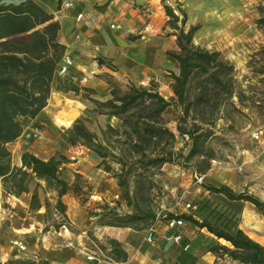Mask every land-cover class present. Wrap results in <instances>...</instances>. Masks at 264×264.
I'll list each match as a JSON object with an SVG mask.
<instances>
[{"label": "rangeland", "instance_id": "1", "mask_svg": "<svg viewBox=\"0 0 264 264\" xmlns=\"http://www.w3.org/2000/svg\"><path fill=\"white\" fill-rule=\"evenodd\" d=\"M161 2L163 9L170 6L178 16V28L185 32L192 27L197 28L193 36L195 46L218 53L221 60L233 67L236 90H242L246 99L239 102L233 97L230 102L234 107L222 105L218 109H207V104L198 105L197 109H191L186 123L180 120V109H167L163 118L166 127L175 136L171 147L173 161L156 167L148 166L144 170L135 162L139 157L126 160L125 169L132 171L126 178V191L130 198L127 202L118 180L114 178L115 174L119 177L122 170L116 159L108 157L102 164V160L91 150L80 145L70 146L63 141L65 132L72 128L75 121L81 120L87 130L97 136V141L118 158V148H124V139L109 138L107 127L120 129V121L97 115L95 105L93 109L82 105V100L90 98L91 91L80 90L77 95L57 92L54 83L46 111L33 120L28 119L27 124L21 121L28 150L21 152L20 162L24 153L35 154L44 161L55 158L61 162L59 178L70 187L60 198L65 214H61L57 207L55 190L31 173L25 180L27 192L16 196L12 193L15 190L11 188V183L4 185L0 181V264H51L46 260L45 253L69 264L74 263L77 257L86 261L89 252L101 257L105 264L111 262L108 259L120 261L121 253L117 250H122V245L119 243L120 246L116 247L111 243V240H116L109 237L106 228L118 231L129 229L141 234L156 221L157 216L169 218L185 214L188 212L186 204L200 194L203 183L215 186L231 184L235 187L227 186L236 193L248 192L264 201V184L261 183L264 174V23L261 24L264 20V0H207V3L194 7L197 12L203 8L206 10L205 16H196L195 25L189 23V11L184 2L175 1L171 5L166 0ZM181 14L186 16L184 27L181 26ZM163 18L169 27L170 19L165 10ZM170 30L166 37H175L176 49L167 51L166 57H169L168 52H178L175 36L178 31ZM68 56L72 65L65 75H59L62 79L69 78L67 74L73 66V59ZM171 60L177 67L176 73L164 69L146 84L129 83L120 90L124 92L135 86L154 88L160 95L166 90L171 91L172 76L179 74L177 63ZM171 94L165 99H171L172 91ZM199 95L197 85L192 83L187 93L188 100L194 102ZM178 126L187 131L198 127L196 135L204 137L209 132V137L202 139V146L206 154L207 151L213 153L215 160L210 161L204 174L197 172L205 166L202 164L199 167L200 157L184 160L192 143L188 137L179 134ZM36 133L38 137H35ZM6 148L11 154V166L20 168L15 165L18 149L15 151L10 145ZM252 184L256 185L261 198L248 189ZM34 194L41 206L38 210L31 201ZM241 208V229L246 234L257 232L264 237V228L260 227L255 208L248 203L242 204ZM156 229L157 233L163 232V239L166 234L164 219L158 220ZM180 231L190 240L188 250L199 257L196 262L199 264L203 257H207L210 243L207 234L190 231L186 225L180 227ZM13 241L22 243L25 249L14 246ZM169 246L165 243L162 251L157 249L156 258L170 259L169 264H172L175 254ZM209 255L213 261L202 264H232L226 258L217 259Z\"/></svg>", "mask_w": 264, "mask_h": 264}, {"label": "trees", "instance_id": "2", "mask_svg": "<svg viewBox=\"0 0 264 264\" xmlns=\"http://www.w3.org/2000/svg\"><path fill=\"white\" fill-rule=\"evenodd\" d=\"M164 10L170 19V29L178 31L175 35L178 52L167 53L179 69V74L172 76L173 97L166 100L154 88L131 86L124 92L112 89L110 98L106 101L88 98L95 105L97 115L120 121V129L107 127L109 138L124 139V148H118V158L97 141V136L89 132L81 120L75 121L72 128L63 135L66 144L80 145L91 150L102 160V164L106 163L108 157L117 160L122 170L120 176L115 174L114 178L118 180V186L123 190V198L127 202L130 198L126 191V178L132 171L125 169L126 160L139 157L135 162L144 170L148 166L156 167L173 161L171 147L175 136L166 127V120L163 118L167 109H180V120L186 123L191 109H197L198 105L207 104V109H218L222 105L234 107L230 102L233 97L239 102L246 99L242 90H236L237 80L233 67L221 60L218 53L195 46L193 36L197 28L192 27L185 32L178 28L179 18L173 10L168 6H164ZM181 15V26L184 27L186 16ZM262 23L264 20H261ZM59 31V23L35 2L7 5L0 1V181L4 185L11 183V188L15 190L12 193L16 196L27 192L25 180L31 173L55 190L57 207L61 214H65L60 198L70 187L59 178L61 162L55 158L44 161L24 153L21 156L22 166L15 168L11 166V154L6 148L21 136V121L35 119L47 106L54 83L57 92H72L77 95L80 90L89 91L77 86L70 78L59 77L61 62L66 55V47L58 39ZM192 83L197 85L200 92L199 98L194 102L187 98ZM198 129L196 127L193 131H187L178 126L177 131L192 143L184 160L200 157L199 167L202 164L205 166L197 172L202 175L208 171L210 161L215 159L213 153L207 151L206 154L202 146L203 140L209 137V132L205 137L202 134L196 135ZM106 170L110 171V168ZM201 188L202 192L194 201L187 203L190 205L187 213L161 218L164 219V226L167 219H178L190 231L205 232L210 242L206 253L217 259L226 258L236 264H264V246L252 240L240 227L241 205H252L264 218V201L248 192L236 193L227 185L203 183ZM31 201L35 203L36 210L41 207L36 194ZM172 235H180L177 244L166 241ZM164 238L174 251V264H196L199 257L188 250L190 240L180 228L166 231ZM111 243L116 247L120 246L114 240ZM185 246H188L187 250H184ZM117 251L121 253L122 259H126L122 250Z\"/></svg>", "mask_w": 264, "mask_h": 264}, {"label": "crops", "instance_id": "3", "mask_svg": "<svg viewBox=\"0 0 264 264\" xmlns=\"http://www.w3.org/2000/svg\"><path fill=\"white\" fill-rule=\"evenodd\" d=\"M0 1L7 5L33 1L59 23L58 39L66 47V54L73 59V66L67 76L77 86L91 91L90 99L106 101L110 98L109 93L112 89H125L129 83L146 84L164 69L176 73L175 63L165 55L167 51L176 49V39L173 35L166 37L171 30L163 18L164 9L161 0H79L73 9L66 12L59 11L60 0ZM175 1L185 3L184 7L189 11L191 25L197 23V15L203 17L206 14L205 8L197 12L194 7L200 3H207V0H166L169 5ZM80 13L83 19L78 22L76 17ZM111 26L114 28L112 29ZM171 95V91L166 90L161 96L170 98ZM82 101V105L93 109L94 104L90 100ZM46 109L43 111L45 112ZM27 120L23 119L22 123L27 124ZM24 133L15 142L9 144L15 151L18 149L15 164L17 167H21V152L28 150ZM261 181L264 184V174ZM226 185L235 187L231 184ZM255 187L256 185L252 184L248 189L261 198ZM257 220L261 223L260 227L264 228V218L257 214ZM106 231L109 237L122 245V251L126 254V259L116 262L108 259L111 262L106 264L171 263L170 259L156 258L158 250L162 251L167 243L164 241L165 238L161 239L163 232L156 234L154 246H151L142 239L144 231L141 234L129 229L118 231L106 228ZM247 235L264 246V237L257 232ZM45 258L51 264H69L57 261L46 253ZM73 261L72 264H87L80 257ZM212 261L213 257L211 258L207 253V257H203L199 264Z\"/></svg>", "mask_w": 264, "mask_h": 264}, {"label": "built area", "instance_id": "4", "mask_svg": "<svg viewBox=\"0 0 264 264\" xmlns=\"http://www.w3.org/2000/svg\"><path fill=\"white\" fill-rule=\"evenodd\" d=\"M79 0H60L59 3V11L60 12H66L68 10H71L74 8L76 2ZM83 19V15L80 13L77 15L76 20L79 22ZM111 28L113 29L114 26H111ZM72 65V61L70 59V57L66 54L61 62V66L59 69L58 74L60 76L65 75L67 73L68 68ZM39 134H35V137H38ZM186 209L190 208V205L186 204ZM164 218V217H160L157 216L156 217V221H158L159 219ZM183 226V221L182 220H178V219H167L165 221V227H166V231H173V230H177L178 228ZM157 234V229H156V224H152L150 225L145 231H144V237H143V241L147 244L153 245L155 243V237ZM180 240V235H175V236H169L167 237L166 241L170 242V243H174L177 244ZM14 246L18 247L21 250H24V246L22 245V243L18 242V241H13L12 243ZM188 246L184 247V250H187ZM86 261L89 264H105V261L97 256L95 253L89 252L86 255Z\"/></svg>", "mask_w": 264, "mask_h": 264}]
</instances>
